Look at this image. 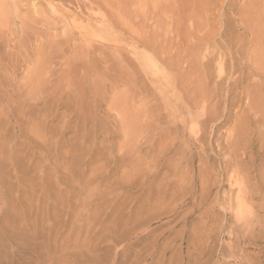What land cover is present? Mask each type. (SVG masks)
<instances>
[{"label": "rangeland", "instance_id": "1", "mask_svg": "<svg viewBox=\"0 0 264 264\" xmlns=\"http://www.w3.org/2000/svg\"><path fill=\"white\" fill-rule=\"evenodd\" d=\"M71 1L0 0V264H264V183L222 206L241 179L212 143L247 118L264 170V88L246 117L231 87L264 74V0Z\"/></svg>", "mask_w": 264, "mask_h": 264}, {"label": "bare ground", "instance_id": "2", "mask_svg": "<svg viewBox=\"0 0 264 264\" xmlns=\"http://www.w3.org/2000/svg\"><path fill=\"white\" fill-rule=\"evenodd\" d=\"M58 2V6H61L63 9H64V7L66 6V7H68V5H71V0H49V2H50V4L52 3V2ZM74 1V0H73ZM56 2V3H57ZM76 3V9L78 8V10H80L81 11V14L82 13H87V11H89L91 8H92V6L93 5H95L97 2H98V0H76L75 1ZM243 2H245V3H247L246 1H243ZM245 3H243L242 4V8L244 9V7L246 6V4ZM51 6V5H50ZM15 8L17 7V5L16 6H14ZM70 7H72V6H70ZM246 8V7H245ZM242 9V10H243ZM67 12V11H66ZM240 12H241V9H240ZM252 12V11H251ZM250 12V13H251ZM72 13V12H71ZM255 16V15H254ZM242 21V20H241ZM100 23V22H99ZM261 23V22H260ZM257 24V23H256ZM240 25V24H239ZM241 25H242V29L250 36V38L253 40L254 38H255V33L253 32V29H251V26H250V23L248 24L246 21H243L242 23H241ZM252 25V24H251ZM252 28H254L253 26H252ZM257 28H258V26H257ZM14 29V28H13ZM256 29V28H255ZM259 29V28H258ZM258 29H256V30H258ZM97 31H99V30H97ZM264 33V32H263ZM259 35V34H258ZM5 36V35H4ZM4 36H1L0 35V47L2 46V45H5V44H7L6 43V41H7V39L5 40L3 37ZM256 37H258V36H256ZM260 37V36H259ZM258 37V38H259ZM68 38V37H67ZM249 38V39H250ZM257 38V39H258ZM9 39V38H8ZM83 39V38H82ZM9 40H11V39H9ZM251 40V41H252ZM250 41V40H249ZM14 42V41H13ZM138 42L139 43H141V45H143L145 48H146V46L148 45V43L149 42H145V40L143 41V40H138ZM257 42V41H256ZM66 43V42H65ZM181 43V42H180ZM202 43V42H201ZM176 44V43H175ZM18 45H19V43H18ZM23 45V44H22ZM175 46V45H174ZM13 48H15V47H13ZM150 48V47H149ZM162 50V49H161ZM201 50V49H200ZM240 51V50H239ZM213 52V51H212ZM161 53H163L164 55H166L164 52H161ZM251 54V53H250ZM158 55V54H157ZM241 56V55H240ZM238 57V56H237ZM244 57V56H243ZM163 58V57H162ZM239 58V57H238ZM249 58V57H248ZM165 59V58H164ZM240 59V58H239ZM251 60H253V59H251ZM162 61V60H161ZM164 61L165 60H163L162 62L164 63ZM169 62H171V61H169ZM168 62V63H169ZM167 63V64H168ZM249 63H250V60H249ZM249 65V69H250V71H249V73H248V75L243 79V78H241L239 81H233L234 83L233 84H231V87L234 85H239L238 87L240 88V91L239 90H237V91H239L240 93H238V97H239V94H240V99L241 98H243L242 100H244V107L242 108V113H244V115L246 116V117H249L247 114H248V112H250V114H251V110H255V112H253L255 115H257L258 116V110H261V109H263V103H261V100H259V93H261L260 91L264 88V74H263V72L262 71H260V70H262L261 69V67H259V65H255V64H253V62L251 63V64H248ZM205 66V65H204ZM232 66V65H231ZM242 66H243V64H242ZM247 66V65H246ZM260 66H262V65H260ZM177 67V66H176ZM209 67V66H208ZM244 67V66H243ZM184 69V68H183ZM233 69V68H232ZM241 70V69H240ZM247 71V70H246ZM241 72V71H240ZM244 74H247V72L246 73H244ZM255 76V75H257L258 77H259V85H258V83L256 84V83H254L253 81H252V79H251V77L252 76ZM223 76V75H222ZM241 77V76H240ZM195 78V77H194ZM219 78V77H218ZM196 79V78H195ZM220 79V78H219ZM232 80V79H231ZM230 81V80H229ZM177 82V81H176ZM216 82V81H215ZM231 82V81H230ZM175 83V82H174ZM233 86V87H234ZM215 87V86H214ZM179 88H181V87H179ZM199 89V88H198ZM202 89V88H201ZM197 90V89H196ZM232 90V89H231ZM234 90H236V89H234ZM234 90H232L234 93H235V91ZM197 91H199V90H197ZM202 94V93H201ZM236 95H234V96H237V92L235 93ZM203 95H204V93H203ZM198 96L199 97V99H200V97H201V99L203 100V98H204V96H206V98H208V95H204V96ZM232 95V94H231ZM232 95V96H233ZM262 95V94H261ZM260 95V96H261ZM203 97V98H202ZM221 98V97H220ZM200 99V100H201ZM219 99V98H218ZM235 99V98H234ZM193 100V99H192ZM196 100H198V99H195V101ZM205 100V102H206V100L207 99H204ZM203 100V101H204ZM222 100V99H221ZM233 100V99H232ZM199 101V100H198ZM198 101H196L195 102V105H197V106H200L201 108H202V110H206V108H208L209 107V104H210V100H209V103H208V107H206L205 106V104L203 103V101H201L202 102V105L201 104H199L198 103ZM208 101V100H207ZM240 101V100H239ZM207 103V102H206ZM230 104H231V100H230V102H229ZM234 103H235V101H234ZM234 103L233 104H231L230 106H232V108H235V107H233V105H234ZM199 104V105H198ZM238 104V103H237ZM243 104V103H242ZM193 106H194V103H193ZM211 106V105H210ZM242 107V106H241ZM210 108H212V107H209L208 109H210ZM231 108V109H232ZM236 108H239V106L237 105V107ZM198 109V108H197ZM213 109V108H212ZM241 109V108H240ZM230 110V109H229ZM229 110H228V112H229ZM212 111V110H211ZM234 111H235V109H234ZM238 111V110H237ZM206 112H208V110L206 111ZM227 112V113H228ZM259 113H262V112H260L259 111ZM203 114H205V112H203ZM206 114H208V113H206ZM231 114V113H230ZM230 114H229V116H227V118L225 119V120H227V123L228 124H231V126H230V130H229V132L227 131V133H228V136H229V138L227 137L226 139H225V143L224 144H222V142H221V140H220V136H215V133H214V138H213V145H215V148L217 149V151L220 153V154H222L223 156V161H221V163H222V167H223V170L225 171L224 173H227V171H230L231 172V175L233 176H230L229 177V179H228V181L230 180L231 181V179H233L234 178V180L236 181L237 179H241L240 180V184L237 186V190H233V192L234 191H236V193H231L230 192V194H228V196H227V198L226 199H224L223 200V202H221V205L223 206V205H226V206H228V207H230V208H232V206H236V205H240L241 203H248L251 199H252V196H253V194H254V192L255 191H257V189H256V186L258 185L257 183H264V170L263 169H261V168H259L258 170H257V172H256V174L255 175H252V173L253 172H255V171H253V169H252V166H251V164H249L248 163V161H247V159H248V157H247V159H245V158H240V156L241 155H244L245 153V151H243V150H245V146H247L248 145V142H247V145L245 144V140L246 141H251V139H249V140H247L248 139V137H249V135H248V137H247V133L249 132L248 130H246L245 129V123H246V120H247V118L246 117H244V118H246L245 120L244 119H241L240 117H243V116H240L238 119H236V118H234V116H230ZM211 115V114H210ZM239 115H241V114H239ZM243 115V114H242ZM166 116V115H165ZM205 116V115H204ZM212 116V115H211ZM210 116V117H211ZM215 117H216V115H215ZM215 117H211V118H213V121H214V119H215ZM218 117V116H217ZM208 118V117H207ZM204 119L203 121H201V122H203V125H204V123H205V125L207 124L206 123V121L208 120V123L210 122L209 120H211V118L210 119ZM219 118V117H218ZM168 119V118H167ZM256 119V118H255ZM200 120V119H199ZM199 120H197V121H199ZM248 120H249V118H248ZM212 121V122H213ZM256 121H264V119H262V117L260 118L259 117V120H256ZM152 122V121H151ZM154 122V121H153ZM156 122V121H155ZM258 122H255V123H258ZM159 123V122H158ZM198 123V122H197ZM226 123V122H225ZM152 124V123H151ZM201 124V123H200ZM261 124H262V122H261ZM154 125V124H153ZM248 125V124H247ZM259 125V124H258ZM145 126V125H144ZM155 126H157V124L155 125ZM159 126V125H158ZM157 126V127H158ZM165 126V125H164ZM199 126V125H198ZM156 127V128H157ZM160 128H161V126H159ZM206 127V126H205ZM205 127L204 126H202V128H204L205 129ZM247 127V126H246ZM256 127H257V124H255V129H256ZM152 128H154V127H152ZM151 128V131H152V133H153V131H154V134H155V129L153 130ZM160 128H158V129H160ZM196 129V128H195ZM248 129V128H247ZM254 129V130H255ZM264 129V128H263ZM262 129V130H263ZM164 130H165V128H164ZM164 130H163V133H164ZM175 130V129H174ZM245 130L246 131H248L247 133L245 132ZM250 130V129H249ZM169 131V130H168ZM167 131V129H166V132H168ZM177 131V130H176ZM253 131V130H252ZM260 133H261V131L260 130H258ZM148 132V131H147ZM170 132V131H169ZM166 133V134H168V136L167 137H169L170 138V136H171V134L170 133ZM172 132V131H171ZM205 132V131H204ZM215 132V131H214ZM225 132V131H224ZM251 132V131H250ZM263 132H264V130L262 131V134H263ZM160 133H162V132H159V134ZM173 133V132H172ZM219 132H217V134H218ZM150 134V133H149ZM158 134V135H159ZM165 134V133H164ZM170 134V135H169ZM174 134H175V136L177 135L176 133H173V137H174ZM249 134H251V133H249ZM252 134H254V132L252 133ZM251 134V136H253ZM257 134V133H256ZM153 135V134H152ZM157 135V134H156ZM196 135V134H195ZM259 135V134H258ZM261 135V134H260ZM264 135V134H263ZM160 136V138L162 139V137H164V135L163 134H161V135H159ZM178 136V135H177ZM205 136V135H204ZM156 137V136H155ZM167 137H164L163 139H165L164 141H168V139H166ZM220 137V138H219ZM256 137H257V135H256ZM261 136H259V138H260ZM264 137V136H263ZM154 138V137H153ZM211 138V137H210ZM258 138V139H259ZM157 139H159V138H157ZM176 139V137H174V140ZM195 139V138H194ZM209 139V138H208ZM228 139V140H227ZM178 140V139H177ZM196 140V143H198V144H200V145H202V144H204L205 143V141L206 140H204L203 138H197V139H195ZM261 140H262V138H261ZM260 140V142L262 143V141ZM193 141V140H192ZM149 142V141H148ZM169 142V141H168ZM194 142V141H193ZM207 142V141H206ZM210 142V140H208V143ZM259 142V143H260ZM208 143H207V145L206 146H212V143L211 144H209L208 145ZM162 144H164V143H162ZM197 144V145H198ZM206 144V143H205ZM264 144V143H263ZM263 144H260V145H263ZM169 145V144H168ZM172 145V144H171ZM161 146V145H160ZM164 146L165 145H163V148H164ZM168 147H170V145L169 146H166L165 147V149L167 148L168 149ZM259 147H263V146H259ZM171 148V147H170ZM206 148V147H205ZM205 148H203V149H205ZM208 148V147H207ZM162 148L160 147V150H161ZM202 148H201V150H203ZM164 150V149H163ZM168 150H170V149H168ZM198 150V149H197ZM242 150V153L240 154V151ZM158 152H159V150H158ZM161 152V151H160ZM160 152H159V154H160ZM163 152H165V151H163ZM169 152V151H168ZM162 153V152H161ZM203 153V152H202ZM217 153V152H216ZM158 154V153H157ZM166 154V153H165ZM164 153H163V155L162 156H164L165 155ZM219 154V155H220ZM198 155H200V154H198ZM218 155V156H219ZM245 156H246V154H245ZM176 157V156H175ZM220 157V156H219ZM164 158V157H163ZM178 158V157H177ZM252 158V157H251ZM254 158V157H253ZM260 161V160H259ZM151 162V161H150ZM258 163V162H257ZM263 163V162H262ZM186 164V163H185ZM203 164H204V162H203ZM206 164V163H205ZM179 165V164H178ZM262 165V164H261ZM168 167V166H167ZM207 167H208V165H207ZM262 167V166H261ZM206 170V169H205ZM229 173V172H228ZM201 175V174H200ZM199 175V176H200ZM219 175H221V174H219ZM226 176V175H225ZM229 176V175H228ZM219 178V177H218ZM221 178V177H220ZM216 180H218V179H216ZM221 180V179H220ZM160 181V180H159ZM178 181V180H177ZM202 181V180H201ZM226 181V180H225ZM234 181V182H235ZM254 181V182H253ZM216 182V181H215ZM233 182V183H234ZM206 183L207 182H205V185H206ZM228 183V182H227ZM256 183V184H255ZM215 184H217V182L215 183ZM218 184H220V181H218ZM208 185V184H207ZM166 186V185H165ZM203 186H204V184H203ZM202 186V188H201V190L202 191H206V190H208V188H204ZM210 186V184L207 186V187H209ZM213 186V185H212ZM259 186V185H258ZM211 187V186H210ZM261 187V186H260ZM262 187H263V185H262ZM191 189H192V187H191ZM211 190V189H210ZM219 190V189H218ZM262 190V189H261ZM264 190V189H263ZM191 191V190H190ZM206 192H208V191H206ZM262 192V191H261ZM205 193V192H204ZM207 194V193H206ZM264 194V193H263ZM218 198V197H217ZM224 198H225V196H224ZM254 198V197H253ZM257 200V199H256ZM179 201V200H178ZM264 202V201H263ZM256 204V203H255ZM220 206V205H219ZM250 206V205H249ZM221 207V206H220ZM247 215V214H246ZM252 215V214H251ZM254 216H256V215H254ZM253 216V217H254ZM253 217H252V219H253ZM252 219H250V220H252ZM244 220V219H243ZM253 221V220H252ZM252 223V222H251ZM239 226V225H238ZM249 230V229H248Z\"/></svg>", "mask_w": 264, "mask_h": 264}]
</instances>
